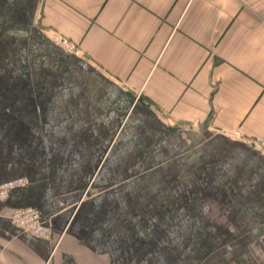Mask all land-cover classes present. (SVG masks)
Segmentation results:
<instances>
[{
    "label": "crops",
    "instance_id": "obj_1",
    "mask_svg": "<svg viewBox=\"0 0 264 264\" xmlns=\"http://www.w3.org/2000/svg\"><path fill=\"white\" fill-rule=\"evenodd\" d=\"M38 3L0 0V22ZM39 10L41 103L0 102V182L28 181L0 202V264H264V154L239 142L264 135V0ZM23 207L50 239L10 223ZM207 223L252 240L207 260Z\"/></svg>",
    "mask_w": 264,
    "mask_h": 264
},
{
    "label": "rangeland",
    "instance_id": "obj_2",
    "mask_svg": "<svg viewBox=\"0 0 264 264\" xmlns=\"http://www.w3.org/2000/svg\"><path fill=\"white\" fill-rule=\"evenodd\" d=\"M38 2V7L40 8L42 0H38ZM39 8L35 14L31 15L32 19L29 21L31 22L30 27H26L25 24L27 22L24 21V19L22 21V14H17L13 23L11 21L7 24L8 22L4 20V24L0 22V91H2V93H0V102L8 103L14 101L16 103L17 100L23 103L35 102L36 99L39 101V96L41 94H39V91L33 92L31 86H34L33 84L36 83L34 81L38 82L42 80V78L38 79V73L40 71L42 72V63L38 65L35 64L33 60L34 56L30 52L31 45H36L38 49L41 50L42 55V27L40 25L41 10H39ZM61 39L67 40L62 37H55L53 42L56 44V48L63 55H78L64 52L56 41ZM72 45L75 50H77L76 46L74 44ZM138 100L143 102V104L146 102L141 97H138ZM39 102L41 103V101ZM239 140L242 147L253 152L255 156H260L261 153L252 146L248 139L240 138ZM228 225L229 223H223L220 227L216 228L215 226H210L207 223V244L211 247L207 254V260L211 258L214 260V257L216 256L215 252H220L230 245L235 244L234 242H238L237 244L241 245L242 241L246 243L247 239L250 241L252 240L246 237H233L231 234L232 230L230 231V227ZM211 232H219L223 235L220 237H211ZM190 241L191 244L194 245L195 242H198V238H191ZM250 241L247 244H249Z\"/></svg>",
    "mask_w": 264,
    "mask_h": 264
},
{
    "label": "built area",
    "instance_id": "obj_3",
    "mask_svg": "<svg viewBox=\"0 0 264 264\" xmlns=\"http://www.w3.org/2000/svg\"><path fill=\"white\" fill-rule=\"evenodd\" d=\"M56 41L64 52L78 54L71 42L64 39ZM234 135L240 136V133L236 132ZM247 139L255 149L264 154V135L248 136ZM27 185L28 181L23 177L10 178L0 182V202L6 201L13 190L26 187ZM9 220L11 224L24 233L44 240H48L51 237L52 230L50 226L41 219L39 211L35 208H17L12 211Z\"/></svg>",
    "mask_w": 264,
    "mask_h": 264
}]
</instances>
